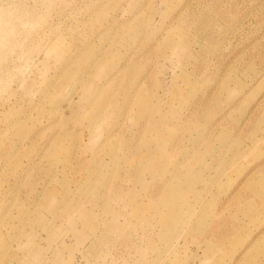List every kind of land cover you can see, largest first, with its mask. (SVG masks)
<instances>
[{"label":"rangeland","instance_id":"rangeland-1","mask_svg":"<svg viewBox=\"0 0 264 264\" xmlns=\"http://www.w3.org/2000/svg\"><path fill=\"white\" fill-rule=\"evenodd\" d=\"M0 264H264V0H0Z\"/></svg>","mask_w":264,"mask_h":264},{"label":"crops","instance_id":"crops-1","mask_svg":"<svg viewBox=\"0 0 264 264\" xmlns=\"http://www.w3.org/2000/svg\"><path fill=\"white\" fill-rule=\"evenodd\" d=\"M263 173V169L261 170V174Z\"/></svg>","mask_w":264,"mask_h":264}]
</instances>
